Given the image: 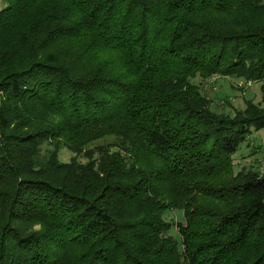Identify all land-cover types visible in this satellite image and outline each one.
I'll return each mask as SVG.
<instances>
[{
	"label": "trees",
	"instance_id": "obj_1",
	"mask_svg": "<svg viewBox=\"0 0 264 264\" xmlns=\"http://www.w3.org/2000/svg\"><path fill=\"white\" fill-rule=\"evenodd\" d=\"M1 2L0 264H264V0Z\"/></svg>",
	"mask_w": 264,
	"mask_h": 264
},
{
	"label": "rangeland",
	"instance_id": "obj_2",
	"mask_svg": "<svg viewBox=\"0 0 264 264\" xmlns=\"http://www.w3.org/2000/svg\"><path fill=\"white\" fill-rule=\"evenodd\" d=\"M2 2L0 0V6ZM3 5V4H2ZM200 91L206 95L211 101V108L216 111H224L229 105L225 103L229 101L233 108H243L245 101L252 99L260 103L264 107V102L261 100L262 92L261 85L263 82H246L235 77H219L214 75L208 79H202L199 76L194 78ZM47 143L43 146L41 153H45L44 149L51 148ZM60 157L62 160H69L72 156L66 147L60 148ZM84 160V158H81ZM264 129L253 131L251 137L242 143L237 152L233 155L234 169L238 171L242 167L245 168H264ZM167 220L177 221L181 218L179 212L170 211L164 214Z\"/></svg>",
	"mask_w": 264,
	"mask_h": 264
}]
</instances>
